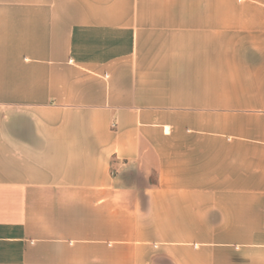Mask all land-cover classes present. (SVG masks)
I'll list each match as a JSON object with an SVG mask.
<instances>
[{"label": "crops", "instance_id": "1", "mask_svg": "<svg viewBox=\"0 0 264 264\" xmlns=\"http://www.w3.org/2000/svg\"><path fill=\"white\" fill-rule=\"evenodd\" d=\"M0 264H264V0H0Z\"/></svg>", "mask_w": 264, "mask_h": 264}, {"label": "clouds", "instance_id": "2", "mask_svg": "<svg viewBox=\"0 0 264 264\" xmlns=\"http://www.w3.org/2000/svg\"><path fill=\"white\" fill-rule=\"evenodd\" d=\"M131 190L124 189L120 193L121 200H129L130 199Z\"/></svg>", "mask_w": 264, "mask_h": 264}]
</instances>
